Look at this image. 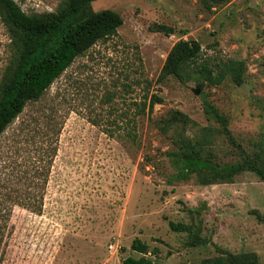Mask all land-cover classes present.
<instances>
[{"label":"rangeland","instance_id":"rangeland-1","mask_svg":"<svg viewBox=\"0 0 264 264\" xmlns=\"http://www.w3.org/2000/svg\"><path fill=\"white\" fill-rule=\"evenodd\" d=\"M15 1L43 16L65 0ZM106 9L124 20L118 34L78 57L0 136V264H123L142 256L213 264L225 251L255 253L264 264V182L246 171L207 184L211 173L186 164L194 154L218 167L264 154V0L92 3L94 12ZM182 40L199 42L200 58L182 79L160 80ZM19 52L0 12V86ZM228 60L243 62L242 70L218 83L217 66ZM203 65L213 79H204ZM153 95L162 103L145 113ZM129 134H139L136 143ZM170 222L190 232H174ZM198 236L205 243L193 246ZM135 239L147 254L132 249Z\"/></svg>","mask_w":264,"mask_h":264},{"label":"trees","instance_id":"trees-1","mask_svg":"<svg viewBox=\"0 0 264 264\" xmlns=\"http://www.w3.org/2000/svg\"><path fill=\"white\" fill-rule=\"evenodd\" d=\"M98 0H65L61 8L48 15H28L15 0H0V12L9 28L17 36L20 52L16 63L9 71L6 80L0 86V136L23 112L27 103L39 101L53 83L75 62L85 55L97 43L112 38L123 26L122 16L113 10L94 12L92 3ZM156 32L168 36L173 28L157 25ZM202 53L197 41H179L170 50L161 71L160 80L171 76L182 79L186 66L196 62ZM243 62L228 60L217 66V82L221 83L231 73L242 70ZM200 73L206 81L214 78L210 66L203 65ZM241 75L238 84L242 83ZM148 99V97H147ZM162 99L153 95L144 102V112L150 114ZM230 142L241 150L229 130H226ZM137 142L139 134H129ZM187 167L193 171H207L213 178L207 184H224L242 172L255 173L264 182V154L250 157L245 155L239 164L225 167L214 166L210 160L194 154L186 158ZM43 200H34V211L40 212ZM170 228L177 233H189L185 224L170 222ZM198 236L193 246L204 244ZM132 249L141 254L148 253V246L135 239ZM123 264H157L145 256L139 259L129 257ZM213 264H261L255 253L233 254L225 251L213 261Z\"/></svg>","mask_w":264,"mask_h":264},{"label":"water","instance_id":"water-1","mask_svg":"<svg viewBox=\"0 0 264 264\" xmlns=\"http://www.w3.org/2000/svg\"><path fill=\"white\" fill-rule=\"evenodd\" d=\"M208 209V206L206 203L202 204V206L200 208H198V211L201 212V211H204V210H207Z\"/></svg>","mask_w":264,"mask_h":264}]
</instances>
